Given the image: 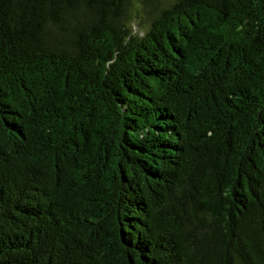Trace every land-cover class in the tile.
<instances>
[{
    "label": "trees",
    "instance_id": "trees-1",
    "mask_svg": "<svg viewBox=\"0 0 264 264\" xmlns=\"http://www.w3.org/2000/svg\"><path fill=\"white\" fill-rule=\"evenodd\" d=\"M0 0V264H264V0Z\"/></svg>",
    "mask_w": 264,
    "mask_h": 264
},
{
    "label": "rangeland",
    "instance_id": "rangeland-1",
    "mask_svg": "<svg viewBox=\"0 0 264 264\" xmlns=\"http://www.w3.org/2000/svg\"><path fill=\"white\" fill-rule=\"evenodd\" d=\"M127 23L132 32L141 34L147 26V15L140 0H131L127 13Z\"/></svg>",
    "mask_w": 264,
    "mask_h": 264
}]
</instances>
